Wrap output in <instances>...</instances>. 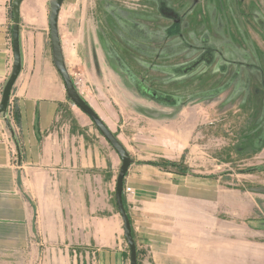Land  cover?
<instances>
[{"label":"rangeland","instance_id":"1","mask_svg":"<svg viewBox=\"0 0 264 264\" xmlns=\"http://www.w3.org/2000/svg\"><path fill=\"white\" fill-rule=\"evenodd\" d=\"M91 2L92 42L67 50L70 73L94 84L86 99L116 100L120 132L186 139L183 158L150 163L224 195L206 206V231H164L153 246L136 231L138 264H264V0ZM102 84L113 90L101 95ZM117 242L131 264L124 231Z\"/></svg>","mask_w":264,"mask_h":264},{"label":"crops","instance_id":"2","mask_svg":"<svg viewBox=\"0 0 264 264\" xmlns=\"http://www.w3.org/2000/svg\"><path fill=\"white\" fill-rule=\"evenodd\" d=\"M13 1L0 0V103L14 65ZM52 1L24 0L20 7L22 68L9 109L0 115V264H91L94 244L99 264H125L117 242L124 231L116 202L122 161L68 97L53 59ZM90 3L65 0L58 21L62 57L81 98L113 134L119 133L134 159L124 179V190L132 193L123 197L134 240L136 231L152 246L164 242V231H206V220L214 221L206 206L215 209L214 203H222L221 191L207 190L199 176L166 172L150 163L155 157L183 158L189 142L171 130L149 139L135 124L120 132L116 100L92 105L86 98L92 96L93 82L79 84L81 79L68 70V45L81 50L92 42L87 31L96 15ZM99 88L101 95L113 90Z\"/></svg>","mask_w":264,"mask_h":264},{"label":"water","instance_id":"3","mask_svg":"<svg viewBox=\"0 0 264 264\" xmlns=\"http://www.w3.org/2000/svg\"><path fill=\"white\" fill-rule=\"evenodd\" d=\"M24 0H15L13 4V50H14V65L12 75L7 82L4 91L2 100L0 103V115L6 114L9 105L13 87L20 75L22 68V59H21V51H20V7ZM65 0H54L50 4V33H51V45L53 51V59L54 64L61 75L66 91L69 99L85 114L90 120L93 122L98 131L102 134V136L108 141V143L112 146L115 152L118 154L122 161V166L117 178V186H116V202L119 213L122 217L124 223V236L125 240L130 249V263L138 264V256H137V247L133 238L132 227L130 223V219L127 215L125 206H124V179L127 175V172L132 164V159L119 141L116 136L112 133V131L104 124V122L100 119V117L95 113V111L81 98L79 95L74 82L72 81L62 57V50L59 38V30H58V21L59 14L61 8L64 4Z\"/></svg>","mask_w":264,"mask_h":264},{"label":"trees","instance_id":"4","mask_svg":"<svg viewBox=\"0 0 264 264\" xmlns=\"http://www.w3.org/2000/svg\"><path fill=\"white\" fill-rule=\"evenodd\" d=\"M15 1V0H14ZM14 1H13V3H12V9H11V15H12V19H13V4H14ZM15 116H16V119H17V121H19V114H18V112H16V114H15ZM115 135V134H114ZM130 155V154H129ZM131 157V156H130ZM151 164H153V165H155V166H160L161 167V165H157V164H155V163H151ZM164 165H162V167H163ZM173 166H175V165H173ZM183 174H185V173H183ZM124 206H125V204H124ZM132 233H133V231H132ZM133 238H134V236H133ZM138 253V252H137ZM138 256V255H137Z\"/></svg>","mask_w":264,"mask_h":264},{"label":"built area","instance_id":"5","mask_svg":"<svg viewBox=\"0 0 264 264\" xmlns=\"http://www.w3.org/2000/svg\"><path fill=\"white\" fill-rule=\"evenodd\" d=\"M124 192H126V193H132V190H131L130 188H126V189L124 190Z\"/></svg>","mask_w":264,"mask_h":264}]
</instances>
